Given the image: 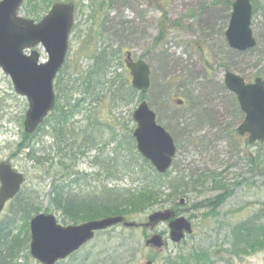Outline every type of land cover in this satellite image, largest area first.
I'll return each instance as SVG.
<instances>
[{"label": "rangeland", "instance_id": "1", "mask_svg": "<svg viewBox=\"0 0 264 264\" xmlns=\"http://www.w3.org/2000/svg\"><path fill=\"white\" fill-rule=\"evenodd\" d=\"M234 1L23 0L19 15L34 22L46 16L53 3L75 6L64 72L58 75L62 86L82 78L94 66L96 51L106 50L113 57L115 67L111 71L119 76L118 82H123L125 89L123 103L108 92L103 80L96 84L91 96L80 92L72 95V104L82 101V111L70 119V124L76 135L91 136L96 144L85 150L87 153L75 165L65 162L68 170L64 180L67 182L69 175L72 180L82 179L79 185H70V190L81 197L96 196L101 192L107 194L111 188L138 189L144 180L152 178L150 165L138 155L132 138V114L141 95L128 90L130 74L124 64L127 52L134 61L142 60L150 67L152 87L142 94V100L176 147L167 178H183L188 187H165L159 204L128 222L144 225L152 213L170 210L191 222L192 236L177 246L168 241L167 223L155 228L117 226L84 246L85 251H91L100 244L101 249L92 250L93 264L104 262L103 254L114 251L111 259H117V264H162L169 256L175 258L191 252L212 255L210 264H264V249L249 255L231 251L233 228L264 211V144L249 143L247 136L235 133L244 115L223 81L227 72L246 83H253L256 78L264 81V5L254 4V49L241 53L230 49L225 38ZM36 51L40 62H46L44 49L39 47ZM56 82L57 79L53 87L55 99ZM176 100L183 101V105L175 104ZM27 108V100L17 95L12 81L0 70V163L10 164L24 175L22 191L26 196L36 199L43 190L46 197L39 202V213L56 216L63 226L79 225L50 210L48 194L55 181L54 175L47 173L57 171L35 166L26 158L28 150H23L22 145L31 144L34 150L43 149L46 153L54 144L50 136H42V131L25 137L23 121ZM46 130L45 127L43 131ZM112 165L120 172L127 169L130 173L114 172L120 180H106L104 170H111ZM211 178H215L216 184ZM197 179H202L197 189L189 188ZM219 194H225L226 200L214 212L193 208ZM180 199L185 200L184 206L178 204ZM4 208L0 223L15 210L11 202ZM16 218L21 225L22 219ZM156 233L168 243L161 252L145 246L146 240ZM63 264L74 263L68 259Z\"/></svg>", "mask_w": 264, "mask_h": 264}, {"label": "water", "instance_id": "2", "mask_svg": "<svg viewBox=\"0 0 264 264\" xmlns=\"http://www.w3.org/2000/svg\"><path fill=\"white\" fill-rule=\"evenodd\" d=\"M264 3V0H261ZM23 0H2L0 2V69L12 81L13 89L28 102L24 117V132L33 135L38 126L53 111L55 99L53 82L62 70L68 50V38L73 23L71 4H53L40 22L34 23L17 15ZM231 18L225 38L228 47L239 52L254 49L255 39L251 33L253 7L251 0L233 2ZM42 47L47 62L40 63L39 54L34 50ZM30 51L29 55L24 52ZM126 68L131 76L130 85L139 92L150 88V69L146 63L133 62L127 54ZM225 88L236 96L239 110L244 119L237 128L240 136L248 134L249 143L264 142V81L260 78L247 84L240 77L229 72L223 78ZM177 104L182 105L181 102ZM133 112L136 149L141 158L149 162L159 175L171 167L176 153L172 137L157 125L156 116L145 101ZM24 182L22 174L8 164L0 163V213L8 201L15 198ZM184 204V200H180ZM173 219V220H172ZM144 227H155L158 223L169 222V240L180 243L185 235L192 234L191 224L182 217L175 218L172 211L155 212L147 218ZM124 217L102 218L79 226L63 227L57 224L53 215L38 214L29 222L30 256L39 264H57L79 251L91 242L94 234L123 224L135 228L134 223L124 222ZM161 235L146 240L145 246L154 250L165 247ZM145 264H152L147 261Z\"/></svg>", "mask_w": 264, "mask_h": 264}, {"label": "trees", "instance_id": "3", "mask_svg": "<svg viewBox=\"0 0 264 264\" xmlns=\"http://www.w3.org/2000/svg\"><path fill=\"white\" fill-rule=\"evenodd\" d=\"M255 3L254 1L253 5ZM33 12L36 11L33 10ZM36 14L37 13H32L33 16L38 17ZM112 58V55L108 54L106 50L96 51L95 57H93L94 66L89 72L85 73L84 76H81L82 78L67 82L62 86V78H60V76L56 77L57 82L55 88L57 92V105L54 108V112L45 119V123L36 131H42V136H44V134L50 136L54 144L46 153L43 152V149L34 150L31 144L22 145L23 150H25V148L28 150L26 152V158L32 162V164L39 167L48 166V169L54 168L57 171L53 172L50 170L47 173L53 174L55 181L51 192L48 194L50 198V210L55 214H61L67 217L73 224H80L113 216H124L126 221H132L137 215L145 213L161 202L160 198L163 194L161 190L165 187L170 189L175 187L188 189L187 184H183L181 180L183 178H179V180H169L167 178L168 175L159 176L150 166H148V168L151 170L150 175L152 178H150L149 181L144 180L140 184V187L134 190L119 191L115 190V188H111L107 190V194L101 192L96 196L81 197L70 190V185H79V181L82 179L75 178L72 180V175H69L67 182L64 180V178H66L65 172L68 170L67 163L65 162H71L75 165L76 161L87 153L85 150H88L89 147H95L96 144V141L91 136L76 135L73 126L70 124V119L82 111V101L78 100L76 103L72 104V95L75 92H80L85 96H91L96 89V84L100 80H103L104 85L108 86V92H111L121 103L124 102L122 98V92L125 91V89L123 91L124 85L123 82H118L119 76L114 75L111 71V69L115 67L112 65ZM63 72L64 66L60 73L62 74ZM128 90L129 92H133L130 87ZM142 94L141 98L144 97ZM45 127L48 130L44 132L43 130ZM25 137H27V135ZM144 162L146 163V161ZM121 170H126L128 174L130 173L127 169ZM104 171L106 180H120L117 177L120 171L116 169L114 165L111 166V170L107 168ZM114 172H116L117 175ZM76 175L77 177L79 176V174ZM211 179L212 182L216 184L215 178ZM197 180L194 181L189 188L197 189V183L202 179ZM217 185L222 187L220 182H218ZM45 197L46 196L43 195V190L37 193L36 199L28 195L26 196L24 192L21 191L16 196V199L11 202V207L15 210L11 215H7L5 220L0 223V264H32L28 249L30 241L28 223L33 216L38 215L40 208L39 202ZM225 197V194H219L213 199L208 200V202L197 203L193 208L197 210H212L211 212H214L224 203ZM17 216L22 219L21 225L18 224ZM65 222L66 219L63 220V223ZM107 233L108 231L97 234L96 236L103 238ZM231 234L233 238L231 251L234 254L243 253L244 255H249L253 254V252L263 251L264 211L256 215L254 219L234 227ZM96 246L97 248H93L92 250L98 251L101 249L100 244ZM83 250L82 248L81 251L73 254L72 257L69 258L71 263L93 264L92 250ZM114 253L115 251L111 254L110 252H105L103 254L106 257L105 261L98 264H117V259H111ZM211 256L212 255L209 256L207 252H191L188 255L179 254L175 258L169 256L162 264H210ZM64 262L65 261H62L59 264H63Z\"/></svg>", "mask_w": 264, "mask_h": 264}]
</instances>
